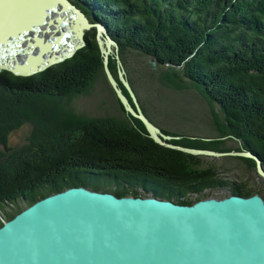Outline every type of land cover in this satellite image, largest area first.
<instances>
[{
	"label": "trees",
	"instance_id": "1",
	"mask_svg": "<svg viewBox=\"0 0 264 264\" xmlns=\"http://www.w3.org/2000/svg\"><path fill=\"white\" fill-rule=\"evenodd\" d=\"M70 1L91 22L107 25L123 63L131 52L153 58L164 66L160 80L167 88L191 89L207 103L219 137L204 141L162 128L181 136L171 143L252 151L264 165V0ZM85 38L73 57L36 74L0 68V144L10 130L35 124L30 145L10 159L0 151V227L36 201L76 186L187 205L208 198L207 190L226 187L245 197L257 194L205 166L204 156L156 142L118 96L128 118H86L67 108L64 97L87 93L100 74L107 78L96 28ZM109 66L135 107L114 55ZM141 108L158 125L151 110L143 103ZM226 136L241 145L227 147L221 139ZM228 160L257 166L253 158Z\"/></svg>",
	"mask_w": 264,
	"mask_h": 264
},
{
	"label": "water",
	"instance_id": "2",
	"mask_svg": "<svg viewBox=\"0 0 264 264\" xmlns=\"http://www.w3.org/2000/svg\"><path fill=\"white\" fill-rule=\"evenodd\" d=\"M53 1L66 9L48 10L40 24L29 25L25 18L16 32L25 52L20 59L0 57L1 69L22 76L44 71L73 57L86 45V31L96 28L109 82L125 110L143 121L156 142L199 156L253 158L264 177L263 161L252 151L171 143L181 136L163 132L143 112L107 25L91 22L70 0ZM113 46L119 78L135 107L109 67ZM0 264H264V197L231 193L187 205L153 195L120 197L70 187L36 201L0 227Z\"/></svg>",
	"mask_w": 264,
	"mask_h": 264
},
{
	"label": "rangeland",
	"instance_id": "3",
	"mask_svg": "<svg viewBox=\"0 0 264 264\" xmlns=\"http://www.w3.org/2000/svg\"><path fill=\"white\" fill-rule=\"evenodd\" d=\"M111 55L115 56V46ZM126 59V63H122L121 67L125 70L124 77L129 83L134 82V87L130 85L138 103L140 102V106L143 103L152 111L150 113L157 126L192 139L211 138L213 140L219 137L212 123L210 109L199 93L191 89L167 88L160 80L164 66L153 58L131 52ZM62 102L67 108L86 118H128L120 108L114 87L103 74L95 79L87 93L66 96ZM34 131L35 124L31 121L10 130L6 134V142L0 144L1 158L10 159L18 150L30 145ZM221 139L225 141L227 147L241 145L232 137L226 136ZM203 162L205 166L212 165L217 168L221 175L230 181L250 186L255 193L264 197V177L257 171V166L247 168L238 162L233 163L228 160V156H204ZM206 193L208 197L223 198L230 195L231 191L226 187L207 190ZM196 196L197 194L193 195V197Z\"/></svg>",
	"mask_w": 264,
	"mask_h": 264
},
{
	"label": "bare ground",
	"instance_id": "4",
	"mask_svg": "<svg viewBox=\"0 0 264 264\" xmlns=\"http://www.w3.org/2000/svg\"><path fill=\"white\" fill-rule=\"evenodd\" d=\"M65 9L60 2L56 6L53 0H0V57L15 60L14 56L19 59L23 56L25 50L17 41L16 32L23 29L21 22L25 18L29 25L40 24L48 10L53 14ZM80 20L77 19V25Z\"/></svg>",
	"mask_w": 264,
	"mask_h": 264
}]
</instances>
